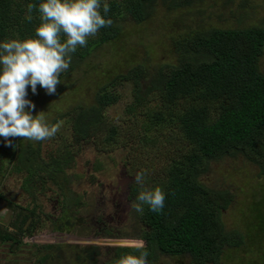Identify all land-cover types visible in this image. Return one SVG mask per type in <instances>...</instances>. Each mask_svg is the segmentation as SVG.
I'll return each mask as SVG.
<instances>
[{
    "label": "trees",
    "instance_id": "16d2710c",
    "mask_svg": "<svg viewBox=\"0 0 264 264\" xmlns=\"http://www.w3.org/2000/svg\"><path fill=\"white\" fill-rule=\"evenodd\" d=\"M26 2L0 0V39L33 34L38 20L24 19ZM199 2L108 0V16L113 23L89 37L86 46L77 48L69 69L61 74V82L95 49L118 38L124 19L140 23L158 6L178 8ZM236 23L223 27L198 23L172 38L171 60L154 66L133 65L109 76L98 87L93 102H77L66 111L69 132L57 133L59 140L54 146H44L45 140L33 143L22 137L9 138L11 144H6L0 138V176H19L20 188L32 204L5 199L21 210L11 231L0 229L2 244L15 253L13 245L22 243L21 235L28 232L30 237L32 229L39 228L44 221L53 225V231L64 232L82 220L75 213L86 202L72 189V182L79 176L69 169L84 145L92 143L93 149L105 152L111 146L128 143L141 149L142 144L152 140L151 134L160 133L164 144L159 143V152L170 155H164L166 161L158 165L160 172L150 177L147 170L155 166L150 168L146 163L135 171L145 170V175L161 186L166 193L164 208L153 212L145 206L143 214H139L140 225L133 239H129L133 242L113 247L102 259L96 245L27 242L31 258L36 257L33 263L59 264L60 254L67 246L77 264H116L124 253L138 254L133 246L143 242L148 264L159 255H187L190 264H220L227 248L243 245L245 235L237 228H227L222 219V211L232 203L234 194L201 180L211 160L225 155H241L258 166L259 175L264 174V72L259 64L264 52V24L242 25L241 19ZM126 84H130V100L123 110L129 120L120 123L121 117L112 118L109 109L122 97L121 86ZM43 91L37 87V93ZM37 93L29 91L28 98L34 101ZM127 121L132 123L125 127ZM134 129L139 145L131 140L130 130ZM169 130L180 143H172ZM100 165L98 161L97 167ZM140 186L131 183L129 199H135ZM45 189L47 194L54 193L53 199L58 202L59 212L54 215L43 212L40 195ZM28 218L29 225L24 227Z\"/></svg>",
    "mask_w": 264,
    "mask_h": 264
},
{
    "label": "rangeland",
    "instance_id": "374dc122",
    "mask_svg": "<svg viewBox=\"0 0 264 264\" xmlns=\"http://www.w3.org/2000/svg\"><path fill=\"white\" fill-rule=\"evenodd\" d=\"M237 19H241L242 25L264 24V0H200L199 3L178 8L161 5L148 19L140 23L126 18L122 21L121 35L95 49L79 68L62 79L55 94L49 95L45 91L37 93L33 101V115L38 111H45L44 114L50 122L56 119L53 123H58V133L65 135L69 132L66 111L77 102H93L98 87L109 76L125 71L133 65L154 66L171 60L172 38L198 23L222 27L236 26ZM259 64L264 72V52ZM121 92L122 97L109 109L112 118L121 117L120 123L129 120L123 109L125 103L130 100V84L121 86ZM131 123L127 121L124 126ZM130 131L133 133L130 139L138 143L136 130ZM169 133L172 134V143L181 142L173 131L169 130ZM151 138V141L142 144L141 149L134 143H128L126 146H111L109 151L105 152L93 149L92 143L91 146L84 145L82 152L72 163L74 166L69 169L70 173H77L79 176L72 182V189L79 192L86 202L85 205L77 207L78 211L75 213V216L82 220L79 219V222L64 232L53 231V225L44 221L42 226L32 229L30 237H27L28 232L21 235L22 243L13 248L15 253L10 252L0 241V264H34L36 257L31 258L32 254L28 252L30 242L96 245L102 259L117 246L110 241L133 239V233L140 225L139 214L131 207L135 199L128 198L129 186L134 182L133 178L137 173L135 170L143 163L150 168L155 166L153 170H147V174L154 178L160 172L158 165L170 156L159 152V143L164 144L160 133L151 134ZM58 140L59 136L56 134L46 139L44 146H54ZM128 159L130 163H127ZM98 161L101 168L97 167ZM95 166L99 169L95 170ZM147 174L138 191L142 187L151 188L158 185L155 184L156 180H150ZM201 180L210 187L234 194L232 203L222 211V219L227 228H237L245 235L243 245L227 248L223 252L220 264H264V174L259 175L258 166L241 155H225L211 160L207 171L201 175ZM0 192V229L11 231V224L21 209L9 205L5 199L21 205L32 204L20 188L19 176L14 174L0 176ZM53 198L54 193L47 194V190H43L40 203L44 213L54 215L59 212L58 202ZM51 237L55 239L52 240ZM47 238L49 240L45 241ZM92 239L96 242L91 243ZM65 248L66 251L60 250L58 263L77 264L72 259V250L67 246ZM150 264H190V257L159 255Z\"/></svg>",
    "mask_w": 264,
    "mask_h": 264
},
{
    "label": "clouds",
    "instance_id": "9594fccd",
    "mask_svg": "<svg viewBox=\"0 0 264 264\" xmlns=\"http://www.w3.org/2000/svg\"><path fill=\"white\" fill-rule=\"evenodd\" d=\"M24 19L38 20L33 34L0 39V138L11 144L9 138L22 137L43 141L56 136L58 123L50 122L45 111L33 115L37 87L46 94H55L61 74L72 62V54L84 47L89 37L113 23L108 12V0H27ZM35 13V17H34ZM134 182L143 185L145 172L138 171ZM166 193L160 186L142 187L131 203L138 214L145 206L150 211L164 208ZM138 254L124 253L116 264H148V252L143 242L134 245Z\"/></svg>",
    "mask_w": 264,
    "mask_h": 264
},
{
    "label": "water",
    "instance_id": "95a60500",
    "mask_svg": "<svg viewBox=\"0 0 264 264\" xmlns=\"http://www.w3.org/2000/svg\"><path fill=\"white\" fill-rule=\"evenodd\" d=\"M29 221H30V218L27 219V221H26L24 227L27 226V224L29 223ZM51 239H52V238H51ZM46 240H49V239L47 238V239H45V241H46ZM52 240H53V239H52ZM90 242H91V243H95L96 240H93V239H92ZM110 242H112L113 245H120V244H123V243H132L133 241H131V240L128 239V240H123V241L112 240V241H110ZM14 247H15V245H14Z\"/></svg>",
    "mask_w": 264,
    "mask_h": 264
},
{
    "label": "flooded vegetation",
    "instance_id": "af4514ba",
    "mask_svg": "<svg viewBox=\"0 0 264 264\" xmlns=\"http://www.w3.org/2000/svg\"><path fill=\"white\" fill-rule=\"evenodd\" d=\"M16 246V244H14ZM14 245H13V248H14Z\"/></svg>",
    "mask_w": 264,
    "mask_h": 264
},
{
    "label": "bare ground",
    "instance_id": "6f19581e",
    "mask_svg": "<svg viewBox=\"0 0 264 264\" xmlns=\"http://www.w3.org/2000/svg\"><path fill=\"white\" fill-rule=\"evenodd\" d=\"M29 219V218H28Z\"/></svg>",
    "mask_w": 264,
    "mask_h": 264
}]
</instances>
